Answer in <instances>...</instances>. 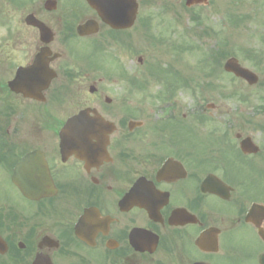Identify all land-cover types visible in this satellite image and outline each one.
Masks as SVG:
<instances>
[{"label":"flooded vegetation","instance_id":"flooded-vegetation-1","mask_svg":"<svg viewBox=\"0 0 264 264\" xmlns=\"http://www.w3.org/2000/svg\"><path fill=\"white\" fill-rule=\"evenodd\" d=\"M174 2L117 26L89 0H0V264H264V52L241 56L257 83L222 85L210 48L211 109L188 110L138 45L185 52Z\"/></svg>","mask_w":264,"mask_h":264},{"label":"rangeland","instance_id":"rangeland-1","mask_svg":"<svg viewBox=\"0 0 264 264\" xmlns=\"http://www.w3.org/2000/svg\"><path fill=\"white\" fill-rule=\"evenodd\" d=\"M173 14H176L180 17L182 15L186 16V31L184 29V37L187 45H193L195 48L192 53L188 49L184 53H179L177 50H173L169 42L168 46L162 48H152L150 45L149 38L143 33H140L139 36V49L141 55L144 56V62L148 64L149 62L154 64L157 63L159 59L163 62V65H166V62L175 64V69L177 72H180L189 80V86L180 87L178 90L179 99L183 101L187 106L188 110L193 106V95H203V106L212 102V90L206 85L207 81L212 80V77H205L206 73L209 72V67L206 63L203 62V51L204 49L216 48L218 43L223 37L228 39L232 38V43L228 46V50L233 52H239L233 49V46L237 44L244 45L246 47L260 48V51H264V41L260 38L264 36V0H211L210 4L204 8H196L193 13L202 14L205 18L203 26H199L192 22L191 12L183 8L185 0H174ZM155 15L159 13L158 7L155 6L153 9ZM141 17L149 14L148 7L145 5L144 9L141 11ZM234 15L235 19L243 18L240 22L233 27L229 20L228 16ZM173 20V19H172ZM171 20V21H172ZM182 21V19H181ZM161 24L160 22H158ZM157 24V25H159ZM168 28L170 22L164 23ZM183 23H181L182 25ZM208 28L209 35H206L204 31ZM164 30V29H163ZM159 30H157L158 32ZM165 31H169L166 29ZM154 33L160 35L159 33ZM180 32L182 29L180 28ZM177 33L174 35L170 34L172 38L178 40L181 38L182 34ZM216 32V33H215ZM218 37V39L216 38ZM258 50V49H257ZM223 79L220 83L227 85V76H223ZM164 83L166 80H158V82H152L149 90V94L159 93L164 90ZM202 85H205L203 88ZM203 90V94L200 91ZM143 92V91H142ZM180 92V94H179ZM144 94V92H143ZM213 94H215L213 92ZM191 105V106H190Z\"/></svg>","mask_w":264,"mask_h":264},{"label":"water","instance_id":"water-1","mask_svg":"<svg viewBox=\"0 0 264 264\" xmlns=\"http://www.w3.org/2000/svg\"><path fill=\"white\" fill-rule=\"evenodd\" d=\"M203 1H204V0H187V5H188V6H192V5H194V4L201 3V2H203ZM225 68H226L227 70H229V71H235L238 75H241V76H243V77H247V78H248V77H251V74H250L247 70L241 68V67L238 65V62H237L235 59H230V60L227 62ZM66 127H69V124H67Z\"/></svg>","mask_w":264,"mask_h":264}]
</instances>
